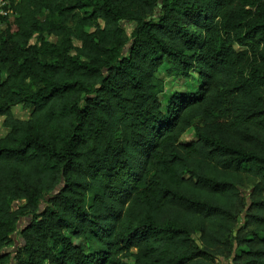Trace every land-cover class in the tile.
<instances>
[{
  "label": "trees",
  "instance_id": "16d2710c",
  "mask_svg": "<svg viewBox=\"0 0 264 264\" xmlns=\"http://www.w3.org/2000/svg\"><path fill=\"white\" fill-rule=\"evenodd\" d=\"M8 5L0 264H264V0Z\"/></svg>",
  "mask_w": 264,
  "mask_h": 264
},
{
  "label": "rangeland",
  "instance_id": "374dc122",
  "mask_svg": "<svg viewBox=\"0 0 264 264\" xmlns=\"http://www.w3.org/2000/svg\"><path fill=\"white\" fill-rule=\"evenodd\" d=\"M4 24H2L3 26ZM123 28L125 29L126 33L129 35L132 28H133V24L130 22H123L122 23ZM35 38H33L31 40V42H34ZM75 44L79 45V42L75 40ZM158 77H160L165 83H166V89L164 91V94L162 95V99L163 102H166V100L168 99V96L171 94V92L175 89H185L186 88V84L188 85V82H192L191 78H174L172 79L171 77L168 76V73L165 69H161L159 71V73L157 74ZM189 89H193V85H188ZM11 111L12 114L17 117V118H22V119H28L29 118V110L28 109H24L21 107V105L16 104L13 105L11 107ZM2 120H3V116H0V136H3L7 130L2 126ZM184 140H190L192 139V135H190L189 133L185 134L183 136ZM245 194H247L250 191V188L243 190ZM240 222H243L242 216H240L239 218ZM23 223V221L21 222V224ZM14 239H17L18 236L17 235H13ZM77 243L79 242V240H75ZM14 250V247H12V245L10 247H8L6 249V251L8 252H12ZM133 252H135V249H132ZM218 261V260H217ZM219 262V261H218ZM219 264H222L221 262H219Z\"/></svg>",
  "mask_w": 264,
  "mask_h": 264
},
{
  "label": "built area",
  "instance_id": "2783aa9c",
  "mask_svg": "<svg viewBox=\"0 0 264 264\" xmlns=\"http://www.w3.org/2000/svg\"><path fill=\"white\" fill-rule=\"evenodd\" d=\"M8 4L9 0H0V31L4 27V25L2 26L5 22L3 18L6 17V20L7 18L11 19L14 14L12 8H10Z\"/></svg>",
  "mask_w": 264,
  "mask_h": 264
},
{
  "label": "water",
  "instance_id": "95a60500",
  "mask_svg": "<svg viewBox=\"0 0 264 264\" xmlns=\"http://www.w3.org/2000/svg\"><path fill=\"white\" fill-rule=\"evenodd\" d=\"M20 222H21V220H20Z\"/></svg>",
  "mask_w": 264,
  "mask_h": 264
}]
</instances>
